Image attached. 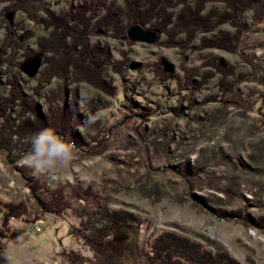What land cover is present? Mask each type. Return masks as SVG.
Segmentation results:
<instances>
[{"label":"rangeland","instance_id":"1","mask_svg":"<svg viewBox=\"0 0 264 264\" xmlns=\"http://www.w3.org/2000/svg\"><path fill=\"white\" fill-rule=\"evenodd\" d=\"M80 1L58 0L53 10L59 12ZM212 7L222 6L208 4V8ZM262 7L258 5L243 18L251 26V34L242 52L199 49L198 41L186 51L185 58L178 47L165 46V33L152 44L132 41L128 35L91 36L90 45L106 48L115 61H128L124 77L110 67L105 74L117 89L115 97L105 96L107 107L96 114L105 132L98 143L89 141L82 147L71 143L75 151L72 171L63 182L51 183L32 176L18 163L25 151L0 150V224L7 211L4 205H28L25 215L10 220L11 234L5 240L0 264H67L62 258L63 249L92 255L73 236L72 225L79 219L71 210L61 215L40 210L31 195L29 180L52 189L71 184L83 189L91 186L102 197L110 198L111 209L138 215L144 222L140 229L123 226L114 235L121 264H139L138 247L146 256L153 239L165 232L185 236L212 252L223 250L239 264H264V100H259L264 95V85L258 81L239 84L243 108L231 103L202 104L209 94L220 93L219 76L195 95L189 87L182 89L178 85L179 80H184L182 61L186 67L203 73L210 69L204 64L206 58L233 65L238 68L237 75L249 73L252 79L264 78ZM10 8V2L0 0V15L8 19L10 32L34 33L25 40V47L36 51L37 39L46 34L44 27L22 11ZM224 30L234 31L224 25L217 32ZM6 31L9 30L1 29L0 38ZM160 61L171 68L172 79L164 81L146 66ZM45 66L43 57L34 78L19 69L23 78L32 79L24 84L27 93L36 87ZM78 89L77 107L87 116L85 99L99 93L85 83ZM184 96L195 100L196 106L191 108ZM89 166H93L95 179L83 184L77 175ZM37 227L41 230L37 231Z\"/></svg>","mask_w":264,"mask_h":264},{"label":"trees","instance_id":"2","mask_svg":"<svg viewBox=\"0 0 264 264\" xmlns=\"http://www.w3.org/2000/svg\"><path fill=\"white\" fill-rule=\"evenodd\" d=\"M4 1L10 2L11 11H22L46 31L37 39L36 51H32L25 47V40L34 33L12 34L5 14L0 15V31L9 30L0 38V150L7 152L28 150L29 137L42 128L54 129L75 147H82L89 141L98 143L106 127L96 114L107 107L105 96L117 95L116 87L105 76L106 71L110 67L122 78L128 61H115L106 48L90 45L91 36L127 37L129 29L139 24L167 34L165 46L178 47L185 58L188 57L186 51L198 41L199 49L242 52L251 34V26L243 22L245 14L257 10L258 5H263L264 9V0H122L121 3L119 0H82L56 12L53 5L58 0ZM210 3L222 7L208 8ZM224 25L231 26L234 31L217 32ZM38 54L44 57L46 66L36 79V87L27 93L24 84L32 79L23 78L20 70L22 63ZM20 57H24L23 60ZM204 64L210 69L201 73L198 68L186 67V62L182 61L184 80L178 81L182 89L189 87L195 95L204 84L219 76L220 93L209 94L202 104L231 103L243 108L239 84L258 81L264 85V78L252 79L249 73L237 75L238 68L223 60L206 58ZM146 66L164 81L174 77L164 61ZM81 83L103 95L85 99L87 116L79 112L76 103ZM229 95L231 98L227 99ZM184 99L189 100L191 108L196 106L195 100L186 96ZM259 100L263 103L264 95ZM88 116H94L95 122L88 123ZM168 136L166 134L165 138ZM253 160L257 162L254 157ZM29 187L40 210L57 215L71 210L79 219L72 225L73 236L92 255L63 249L62 258L67 264H121V251L114 242L116 231L123 226L140 229L144 223L138 215L111 209L110 198L102 197L91 186L83 189L71 184L52 189L45 183L29 180ZM4 206L7 211L0 224V255L11 234L10 220L21 218L28 211L24 202ZM137 255L139 264H239L223 250L212 252L174 232L154 238L146 256L138 247Z\"/></svg>","mask_w":264,"mask_h":264},{"label":"clouds","instance_id":"3","mask_svg":"<svg viewBox=\"0 0 264 264\" xmlns=\"http://www.w3.org/2000/svg\"><path fill=\"white\" fill-rule=\"evenodd\" d=\"M94 116H88V123L95 122ZM28 150L19 157L18 163L28 169L32 176L44 178L48 182H63L70 178L74 159V146L57 134L52 128H42L33 133L28 140ZM89 168H83L77 175L83 184L92 182L95 174Z\"/></svg>","mask_w":264,"mask_h":264},{"label":"water","instance_id":"4","mask_svg":"<svg viewBox=\"0 0 264 264\" xmlns=\"http://www.w3.org/2000/svg\"><path fill=\"white\" fill-rule=\"evenodd\" d=\"M128 36L132 41L143 43H155L159 38V33L152 29H145L139 24L132 26L128 31ZM43 63V56L38 54L22 63V72L30 78L38 75Z\"/></svg>","mask_w":264,"mask_h":264},{"label":"built area","instance_id":"5","mask_svg":"<svg viewBox=\"0 0 264 264\" xmlns=\"http://www.w3.org/2000/svg\"><path fill=\"white\" fill-rule=\"evenodd\" d=\"M41 229H40V227H37V231H40Z\"/></svg>","mask_w":264,"mask_h":264},{"label":"crops","instance_id":"6","mask_svg":"<svg viewBox=\"0 0 264 264\" xmlns=\"http://www.w3.org/2000/svg\"><path fill=\"white\" fill-rule=\"evenodd\" d=\"M45 264H46V262H45Z\"/></svg>","mask_w":264,"mask_h":264}]
</instances>
